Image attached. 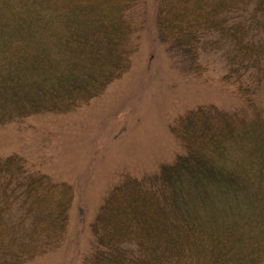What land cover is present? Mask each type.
I'll return each mask as SVG.
<instances>
[{"label":"trees","instance_id":"trees-1","mask_svg":"<svg viewBox=\"0 0 264 264\" xmlns=\"http://www.w3.org/2000/svg\"><path fill=\"white\" fill-rule=\"evenodd\" d=\"M144 5L0 0V78L17 77L29 95L39 97L42 90L48 110L58 100L78 106L130 68ZM154 21L171 57H192L195 73L200 56L218 53L227 70L221 80L251 100L254 77L264 75V0H157ZM10 85L13 91L4 92L9 106L22 95ZM60 86L66 89L59 90L61 98L50 92ZM254 107L252 100L233 112L197 107L188 111L190 121H175L195 136L200 161L191 159L197 167L173 161L156 174L183 167L184 178L197 184L172 186L158 177L151 185L144 174L133 177L129 188L123 179L98 208L89 264H264V126L242 125ZM19 158L0 159V264H26L57 248L73 199L72 188ZM201 160L213 169L205 172Z\"/></svg>","mask_w":264,"mask_h":264},{"label":"rangeland","instance_id":"rangeland-1","mask_svg":"<svg viewBox=\"0 0 264 264\" xmlns=\"http://www.w3.org/2000/svg\"><path fill=\"white\" fill-rule=\"evenodd\" d=\"M144 2L143 29L130 68L102 93L83 99L78 106H66L58 100V105L53 102L48 110L41 104L45 98L42 90L39 97L29 95L17 77L0 78V159L20 157L29 169L73 189L62 242L26 264H89L97 241L91 231L96 213L106 194L114 186L120 187L123 179L128 187L136 179L133 177L144 174L147 177L143 179L151 185L158 177L172 186L197 184L184 178L187 170L183 167L172 174H156L159 167L168 168L173 161L198 166L191 160L200 159L192 146L195 136L175 124L190 121L189 110L213 107L233 112L252 100L255 107L242 125L252 130L259 121L264 126V75L254 77L260 83L249 86L254 91L250 100L221 80L227 70L218 53L200 56L202 65L193 73V58L171 57L156 36L157 0ZM10 83H15L22 95L9 106L4 92L13 91ZM64 88L50 92L61 98L59 90ZM201 162L205 172L213 169ZM136 185L131 186L133 191L138 190V181Z\"/></svg>","mask_w":264,"mask_h":264}]
</instances>
